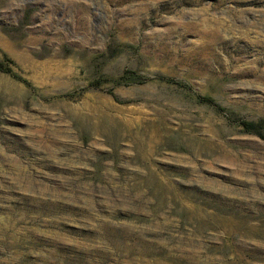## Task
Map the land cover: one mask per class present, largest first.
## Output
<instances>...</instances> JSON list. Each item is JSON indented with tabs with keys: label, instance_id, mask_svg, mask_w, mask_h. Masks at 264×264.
Wrapping results in <instances>:
<instances>
[{
	"label": "rangeland",
	"instance_id": "374dc122",
	"mask_svg": "<svg viewBox=\"0 0 264 264\" xmlns=\"http://www.w3.org/2000/svg\"><path fill=\"white\" fill-rule=\"evenodd\" d=\"M0 264H264V0H0Z\"/></svg>",
	"mask_w": 264,
	"mask_h": 264
},
{
	"label": "trees",
	"instance_id": "16d2710c",
	"mask_svg": "<svg viewBox=\"0 0 264 264\" xmlns=\"http://www.w3.org/2000/svg\"><path fill=\"white\" fill-rule=\"evenodd\" d=\"M244 125L248 128V130H254V128H256V125L251 122H245Z\"/></svg>",
	"mask_w": 264,
	"mask_h": 264
}]
</instances>
